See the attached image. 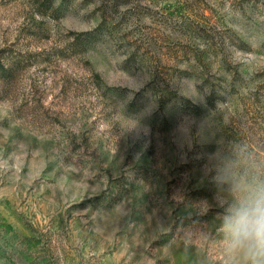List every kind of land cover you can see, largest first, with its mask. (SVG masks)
<instances>
[{
    "label": "rangeland",
    "instance_id": "obj_1",
    "mask_svg": "<svg viewBox=\"0 0 264 264\" xmlns=\"http://www.w3.org/2000/svg\"><path fill=\"white\" fill-rule=\"evenodd\" d=\"M264 175V0H0V264H230Z\"/></svg>",
    "mask_w": 264,
    "mask_h": 264
},
{
    "label": "clouds",
    "instance_id": "obj_2",
    "mask_svg": "<svg viewBox=\"0 0 264 264\" xmlns=\"http://www.w3.org/2000/svg\"><path fill=\"white\" fill-rule=\"evenodd\" d=\"M219 213L223 250L230 264H264V175H241Z\"/></svg>",
    "mask_w": 264,
    "mask_h": 264
}]
</instances>
